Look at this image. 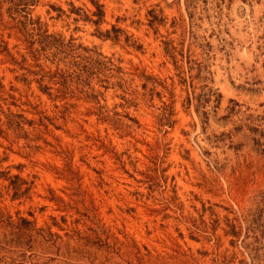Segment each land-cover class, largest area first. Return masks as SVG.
Listing matches in <instances>:
<instances>
[{
  "label": "rangeland",
  "instance_id": "obj_1",
  "mask_svg": "<svg viewBox=\"0 0 264 264\" xmlns=\"http://www.w3.org/2000/svg\"><path fill=\"white\" fill-rule=\"evenodd\" d=\"M7 170L0 264H264V0H0Z\"/></svg>",
  "mask_w": 264,
  "mask_h": 264
},
{
  "label": "trees",
  "instance_id": "obj_2",
  "mask_svg": "<svg viewBox=\"0 0 264 264\" xmlns=\"http://www.w3.org/2000/svg\"><path fill=\"white\" fill-rule=\"evenodd\" d=\"M95 5V10L90 12L91 16L96 17L95 19H91V17H88L87 15H84L83 20H87L89 22H93L97 24L103 15V11L101 10V5L97 4L96 2L93 3ZM41 28V27H40ZM32 31H36L34 35L37 37V43L39 48H37V51L42 54L43 59L46 61L48 60L50 64H53L54 67H56L58 72H53L52 76L57 77L59 80L61 79V84H65L66 81L71 78H75L77 83L85 84V81L88 82L86 85L89 84V77L87 74V68L83 64L84 60L83 57H80L79 59H75L78 55H72L73 50L71 48H63L62 45L58 44L53 46L50 35L45 33V29L40 30L39 28H31ZM110 31L114 32L112 36H117L118 34L116 32H119V29H115L114 26L110 28ZM99 36H101L99 34ZM102 36L104 38H110L109 30H106L102 33ZM52 38V37H51ZM88 54H92L88 53ZM91 55H87L84 59L89 62V65L92 64V58ZM86 68V69H85ZM8 173L7 171H0V177L5 176V174ZM12 177V178H11ZM9 183L6 186L7 188H10L11 190V198H16L21 195H23L27 188L20 190V186L16 183V181L19 179L17 175H10L9 177Z\"/></svg>",
  "mask_w": 264,
  "mask_h": 264
}]
</instances>
